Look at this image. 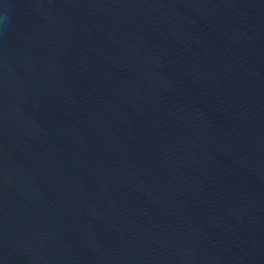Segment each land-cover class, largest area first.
<instances>
[{
  "label": "water",
  "instance_id": "water-1",
  "mask_svg": "<svg viewBox=\"0 0 264 264\" xmlns=\"http://www.w3.org/2000/svg\"><path fill=\"white\" fill-rule=\"evenodd\" d=\"M0 264H264V0H0Z\"/></svg>",
  "mask_w": 264,
  "mask_h": 264
}]
</instances>
